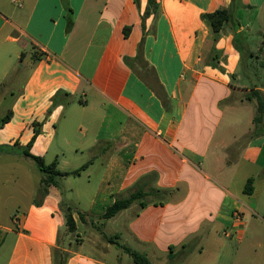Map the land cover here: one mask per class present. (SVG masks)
<instances>
[{"label": "crops", "instance_id": "obj_1", "mask_svg": "<svg viewBox=\"0 0 264 264\" xmlns=\"http://www.w3.org/2000/svg\"><path fill=\"white\" fill-rule=\"evenodd\" d=\"M152 1L146 14L149 0H67L68 28L61 0H0V99L12 100L0 160L26 161L19 142H34L46 164L80 170L60 180L92 182L100 215L125 195L151 197L106 220L115 233H90L76 213L69 233L57 187L73 184L19 185L2 164L0 264H54L58 243L64 264H134L104 235L148 264H264V116L254 131L256 102L245 99L264 94V0H239V29L224 25L216 41L202 15L231 0ZM239 37L250 57L242 71ZM138 51L160 87L133 62ZM18 61L15 94L6 83ZM243 241L262 250H240Z\"/></svg>", "mask_w": 264, "mask_h": 264}, {"label": "trees", "instance_id": "obj_2", "mask_svg": "<svg viewBox=\"0 0 264 264\" xmlns=\"http://www.w3.org/2000/svg\"><path fill=\"white\" fill-rule=\"evenodd\" d=\"M61 3L64 9L66 10L67 19H68V28H69L71 26V20L69 17L71 10L68 7L67 0H61ZM239 6H240L239 0H231V4L228 8L219 9V10H216L215 12L202 15L203 19H206L210 22L214 41L217 40L222 27L226 24L230 25L234 32H236L239 29V24L234 19V15H233V11ZM155 10H156V6L153 4L152 0H149L148 9L146 11V14H148L149 11H155ZM128 30L129 28H126V32ZM133 62H137L140 68L144 70L145 73L154 80L157 86L160 87L159 82L155 76L154 70L148 67L147 63L143 59L141 51H138V54L133 58ZM130 66H132V64H130ZM245 99L248 101L254 99L256 102L255 114L253 117V124H254V131H255V129L258 128L262 124V119L264 116V94L258 90H251L246 94ZM52 101H55V97L52 99ZM9 117L10 116L6 115L2 119V123H6ZM16 145L17 144H15V146ZM31 145H32V142H29L25 147L20 148L21 149L20 152L22 156L28 159L29 161H31L35 165L36 169L42 174L41 184L44 187H48L50 185L56 184L57 179L60 177H65V176H70V175L77 176L79 174L80 170H76L70 173H62L59 170H57L56 162L46 164L43 158L31 155L29 153V149ZM251 183H252V179H249L247 181L246 190H247V187H249ZM141 196H143V193L140 191H137L135 193L130 194L128 197L117 199L110 207L106 209L104 214L101 215V218L103 220H108L114 217L120 211L128 208L135 200L139 199ZM141 205L143 204L141 203ZM61 207H62V210L63 208H65L63 212H64V220H65V226L67 228V231L69 233H74L76 230V226H75V222L73 219V213H76L79 217H81L80 219H83V214L80 212L73 211V209L70 206L65 207L64 205L61 204ZM114 237L115 239H118V236L115 235ZM107 240L109 242L111 241L110 238H108ZM112 243H114L117 247L122 248L126 253H128L132 257L135 264H148L147 259L143 255L136 253L128 249L125 246H122L117 241L112 242ZM54 256L56 257V262L54 264H64V261L66 258L65 253H62L61 251H58V250H54Z\"/></svg>", "mask_w": 264, "mask_h": 264}, {"label": "rangeland", "instance_id": "obj_3", "mask_svg": "<svg viewBox=\"0 0 264 264\" xmlns=\"http://www.w3.org/2000/svg\"><path fill=\"white\" fill-rule=\"evenodd\" d=\"M257 31H258V28L254 27V29L251 30L249 37L251 39L250 41L252 42L253 51H255V56H260L258 54V52L256 51V48H257L256 46L259 45L258 43L260 41H263V36H260V34H258ZM238 46L240 47V49L242 51V61H241V65H240V70L242 71L245 68V66L247 65V63L250 62L249 61L250 57L247 54L246 50L243 48L244 46L241 42L240 37L238 38ZM20 65H21L20 61L16 62V65L14 68L15 70L13 71L12 76H10L11 78L9 79L8 83H6V86L12 87L15 94H17L18 88L20 87L21 82H22L21 79L24 76L23 71H21V72L19 71ZM136 70H137V68H136ZM11 102H12V100L9 97L6 100H4L2 98L0 99V125H1L2 119L5 117L6 109H7L8 105L11 104ZM242 116L244 118L242 117L241 124H244L245 119H246V115H242ZM243 120H244V122H243ZM36 130H37V128H36ZM18 133H22V132H18ZM2 134L3 133H0V135H2ZM1 142H4L2 139V136H0V143ZM10 142L13 144V141H10ZM29 142H30V140H29ZM29 142L21 141L19 143L26 146ZM33 143L34 142H32V145H33ZM47 143L48 142L46 141V139H44V138L40 139L37 143L36 148L38 150H42L45 148ZM32 145H31V147H32ZM31 147L29 149L30 154H31ZM17 150H19V149H17ZM2 164H12V167L9 166L7 169L9 172H11V173L13 172L14 177H17L19 179V182H18L19 185H23L25 183V180H30V182H32L33 184H36L38 179L40 177H42V174L36 169L35 165L31 161L30 162H29V160L27 161V159H26V161L25 160L23 161V159H17V158L9 159V158L5 157V158L0 160V166ZM0 170H1V167H0ZM23 173H25V177H23ZM65 180H67V181H65ZM92 181L96 182L95 180H92ZM57 182H58V184H60L62 182H69V183L73 184V186H72L73 190H68L67 188H63L61 186V184L57 187L58 188L57 190L59 191V195H60V201H61L60 206H61V204L64 205L65 207L70 206L73 209V211L85 214L88 218L87 219L84 218V220L88 221V222L91 221L90 223L93 226V228L90 227L91 229H88L90 231V233L96 234L93 232V231H95L97 233H102V234L104 233L106 235H110L112 233H115V231H117L118 224H115L112 222H109L106 224L105 223L106 220H103L101 218V215L98 214L97 210H95V209L93 210V208L91 207V203H92L93 197L95 195L96 187H94L92 182L90 185H87L86 184V178L84 175H82V177L80 179L68 178V179H61L60 180V178H58ZM128 196H129V194L125 195L124 197H128ZM141 200L150 201L151 197L143 195L139 199L135 200L134 202L138 203ZM64 209L65 208H63V210ZM104 224H105V226L103 227L102 225H104ZM92 229H94V230L92 231ZM79 233H80V237L84 239L85 243H87L86 237H88V236L84 235L82 233V231H80ZM106 235H104V239H106V241L108 238L111 239L110 242L115 241L114 236L106 237ZM117 242H118V240H117ZM118 243H120V242H118ZM231 244H233V246H236V242H234V241ZM58 247H59L58 251H61L62 253H64L63 246H61V244L59 245V243H58ZM240 250H247V251L259 250L260 251V250H262V248H257V246H252L248 242L247 243L244 242L241 244ZM263 250H264V248H263ZM132 262L134 263L133 259H132Z\"/></svg>", "mask_w": 264, "mask_h": 264}, {"label": "built area", "instance_id": "obj_4", "mask_svg": "<svg viewBox=\"0 0 264 264\" xmlns=\"http://www.w3.org/2000/svg\"><path fill=\"white\" fill-rule=\"evenodd\" d=\"M233 220L237 223L241 221V214L239 212H236L233 214Z\"/></svg>", "mask_w": 264, "mask_h": 264}]
</instances>
